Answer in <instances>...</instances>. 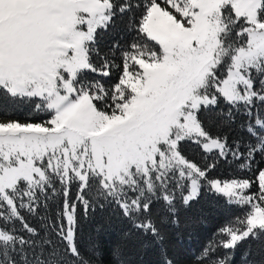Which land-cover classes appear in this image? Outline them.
Returning <instances> with one entry per match:
<instances>
[{"label": "snow or ice", "instance_id": "snow-or-ice-1", "mask_svg": "<svg viewBox=\"0 0 264 264\" xmlns=\"http://www.w3.org/2000/svg\"><path fill=\"white\" fill-rule=\"evenodd\" d=\"M202 195L239 214L188 264H264V0H0V264H178Z\"/></svg>", "mask_w": 264, "mask_h": 264}, {"label": "trees", "instance_id": "trees-1", "mask_svg": "<svg viewBox=\"0 0 264 264\" xmlns=\"http://www.w3.org/2000/svg\"><path fill=\"white\" fill-rule=\"evenodd\" d=\"M109 39L105 38V43ZM225 131L231 132L228 129ZM219 174L227 177L231 173L226 168H221ZM225 207L223 198L202 195L198 203H194L191 209L182 214L181 226L179 229L170 230L167 240L169 255L178 264H188L191 255L197 253L213 232L225 223L226 217L239 214V210L226 212ZM54 211L53 206L47 214L51 215ZM45 214V210L41 209V215ZM29 220L34 226L39 224V217H29ZM124 228L125 225L112 216L110 211H98L90 220L82 221L79 243L87 250L89 241L93 240L102 253H106ZM246 250V248H241L233 256L234 264H242V257ZM100 258L106 259V256L102 254ZM126 258L134 261V264H159L160 253L158 246L149 244L138 248Z\"/></svg>", "mask_w": 264, "mask_h": 264}]
</instances>
